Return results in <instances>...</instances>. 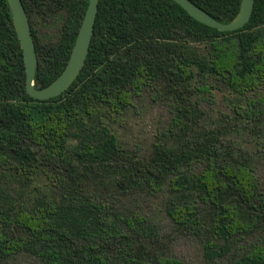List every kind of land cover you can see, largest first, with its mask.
Segmentation results:
<instances>
[{"label": "trees", "instance_id": "obj_1", "mask_svg": "<svg viewBox=\"0 0 264 264\" xmlns=\"http://www.w3.org/2000/svg\"><path fill=\"white\" fill-rule=\"evenodd\" d=\"M191 1L224 24L242 2ZM22 2L42 89L66 68L90 0ZM26 80L0 0V264H187L179 238L206 264H264V0L233 32L174 0H99L74 84L37 100ZM147 93L171 122L139 149L119 128Z\"/></svg>", "mask_w": 264, "mask_h": 264}, {"label": "water", "instance_id": "obj_2", "mask_svg": "<svg viewBox=\"0 0 264 264\" xmlns=\"http://www.w3.org/2000/svg\"><path fill=\"white\" fill-rule=\"evenodd\" d=\"M7 1L12 12L13 22L23 50L27 74V93L32 98L37 100H49L62 95L74 84L85 66L98 15L99 0H90L89 7L85 14L66 68L54 82L42 89H37L35 87L38 56L25 7L22 0ZM174 1L198 22L215 28L221 32H233L243 28L249 23L255 7V0H242L241 8L237 16L230 23L224 24L214 19L207 11L196 5L191 0Z\"/></svg>", "mask_w": 264, "mask_h": 264}, {"label": "rangeland", "instance_id": "obj_3", "mask_svg": "<svg viewBox=\"0 0 264 264\" xmlns=\"http://www.w3.org/2000/svg\"><path fill=\"white\" fill-rule=\"evenodd\" d=\"M219 94H216L215 108L225 110L226 102H223ZM133 114H131L133 117L122 122L119 131L123 140L139 149L149 148L155 137L162 135L171 122V113L166 101L158 98L155 93H147L137 99ZM174 250L176 255L187 264H206L201 246L191 239H177Z\"/></svg>", "mask_w": 264, "mask_h": 264}]
</instances>
